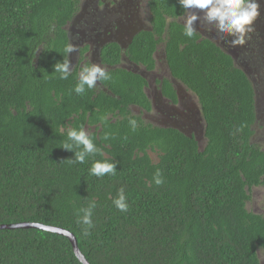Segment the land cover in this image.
<instances>
[{
    "label": "trees",
    "instance_id": "16d2710c",
    "mask_svg": "<svg viewBox=\"0 0 264 264\" xmlns=\"http://www.w3.org/2000/svg\"><path fill=\"white\" fill-rule=\"evenodd\" d=\"M80 3L0 0V227L66 230L89 264H262L264 216L248 205L252 190L264 186V151L253 143L258 115L247 75L216 44L184 35L179 20L187 10L178 0H150L152 31L126 52L116 44L104 49L110 79L78 95L81 65L67 79L54 65L70 62L67 27ZM162 45L173 78L199 99L204 148L130 111L151 106L147 81L120 68L122 59L152 72ZM81 127L100 152L74 163L68 159L80 149H62L72 143L62 129ZM105 158L117 164L115 174L91 175L92 163ZM121 188L127 211L113 203ZM93 202L86 235L79 210ZM0 264L82 263L69 239L31 229L0 230Z\"/></svg>",
    "mask_w": 264,
    "mask_h": 264
},
{
    "label": "flooded vegetation",
    "instance_id": "af4514ba",
    "mask_svg": "<svg viewBox=\"0 0 264 264\" xmlns=\"http://www.w3.org/2000/svg\"><path fill=\"white\" fill-rule=\"evenodd\" d=\"M260 9L261 15L255 20L252 31L243 45L233 47L231 37L220 34L203 19L198 20L194 26L195 33L199 34L202 40L211 41L229 55L235 66L242 70L253 84L258 115L256 126L262 120L259 109H264V0H260ZM138 15L139 18L148 20V26L135 25ZM179 22L184 25V17ZM67 31L70 45H75L69 54L72 69L79 65L83 67L91 64L106 69L101 59L104 49L116 44L126 52L138 35L152 31L150 0H84L80 3L79 12L68 25ZM78 41L81 42V48L77 45ZM86 49L88 52L83 61L82 52ZM163 63L167 65V75L163 73L157 77L152 76L158 67L157 59L154 71L149 72L144 68L145 72L140 73L147 81L145 92L151 110L133 106L130 111L133 116L141 118L145 125L179 131L200 143L205 134L206 124L199 99L185 85L173 78L166 60ZM120 68L138 73L143 67L129 62L124 57ZM167 86L172 88V96L168 93Z\"/></svg>",
    "mask_w": 264,
    "mask_h": 264
},
{
    "label": "clouds",
    "instance_id": "9594fccd",
    "mask_svg": "<svg viewBox=\"0 0 264 264\" xmlns=\"http://www.w3.org/2000/svg\"><path fill=\"white\" fill-rule=\"evenodd\" d=\"M179 5L187 10L184 17V35L191 38L195 33V23L203 19L213 29L218 31L225 37H231V45L233 47L243 45L246 37L252 31L255 20L261 15L260 0H178ZM193 9L198 11H192ZM73 46H69L67 51L71 53ZM71 64L68 60L57 62L54 65V73L60 74V79H67L71 74ZM110 79L106 69L96 64L85 65L81 68L78 77V83L74 87L76 94H84L86 88L93 89L98 81ZM129 124L133 131L137 127V121L130 119ZM66 132L67 138L72 143L64 144L62 149L66 151H74L75 158L68 159L74 163H83L85 157L89 154H95L100 150L93 143L88 131L83 127L79 130L75 128L62 129ZM117 164L108 162L105 158L102 161L92 163L89 172L91 175L102 177L105 174H115ZM156 185L163 183L159 172L154 176ZM115 207L120 211H127L126 196L124 189L119 191L118 198L113 200ZM95 203H91L88 208L80 209L83 215L78 219V223L87 225L85 234L92 225V209Z\"/></svg>",
    "mask_w": 264,
    "mask_h": 264
},
{
    "label": "rangeland",
    "instance_id": "374dc122",
    "mask_svg": "<svg viewBox=\"0 0 264 264\" xmlns=\"http://www.w3.org/2000/svg\"><path fill=\"white\" fill-rule=\"evenodd\" d=\"M83 2L84 0L83 1L81 0V3ZM139 17L140 16L138 15L137 23L135 25L137 27H141L143 25L148 26V23H149L148 20L146 18H139ZM117 40H119V38H117ZM77 45L78 47H80L81 42L78 41ZM74 47L75 45L73 44V48ZM165 49H166L165 45L160 46L158 49V54L156 55L158 67H157L156 72L152 74V76L157 77V76L163 75V73H165L166 75L168 73L167 65L163 63L165 62ZM144 70H145L144 68H141L138 71V74L145 72ZM259 115L262 118V120H264V109H259ZM262 120H260L261 123L258 124V126H256L255 128L256 136L253 140V143L264 151V121ZM206 144L207 142L205 141L203 137V139L200 141V145L202 148H204ZM151 157L155 163L159 162L157 154L151 153ZM251 196H252V201L248 205V210L257 215L264 216V186L260 188H254L252 190ZM259 256H260L262 264H264V251L261 250L259 252Z\"/></svg>",
    "mask_w": 264,
    "mask_h": 264
},
{
    "label": "water",
    "instance_id": "95a60500",
    "mask_svg": "<svg viewBox=\"0 0 264 264\" xmlns=\"http://www.w3.org/2000/svg\"><path fill=\"white\" fill-rule=\"evenodd\" d=\"M118 43H120V42H118ZM31 229L42 230L45 232H49V233H53V234H57V235L66 237L71 242L73 249H74V252H75L77 258L79 259V261L82 264H89L79 249V245H78L76 237L72 233H70L66 230L53 228V227H46V226L38 225V224H19V225L1 226L0 227V230H31Z\"/></svg>",
    "mask_w": 264,
    "mask_h": 264
}]
</instances>
